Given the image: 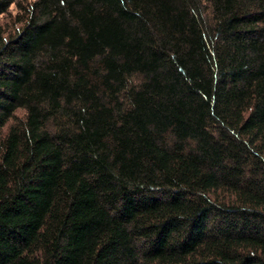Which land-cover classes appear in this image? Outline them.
<instances>
[{
    "label": "trees",
    "instance_id": "1",
    "mask_svg": "<svg viewBox=\"0 0 264 264\" xmlns=\"http://www.w3.org/2000/svg\"><path fill=\"white\" fill-rule=\"evenodd\" d=\"M12 6L0 264H264V0Z\"/></svg>",
    "mask_w": 264,
    "mask_h": 264
},
{
    "label": "rangeland",
    "instance_id": "2",
    "mask_svg": "<svg viewBox=\"0 0 264 264\" xmlns=\"http://www.w3.org/2000/svg\"><path fill=\"white\" fill-rule=\"evenodd\" d=\"M15 13H16L15 7L12 6V7L10 8L9 14L6 15V16H4V17H2V18L0 19V22H2V23H8V24L10 25L11 22H12V21H11V16H14ZM9 16H10V17H9Z\"/></svg>",
    "mask_w": 264,
    "mask_h": 264
}]
</instances>
